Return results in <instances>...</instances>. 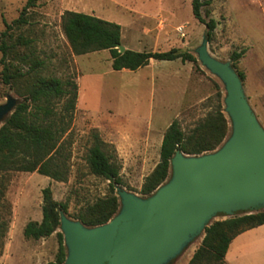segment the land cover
<instances>
[{"label":"rangeland","instance_id":"obj_1","mask_svg":"<svg viewBox=\"0 0 264 264\" xmlns=\"http://www.w3.org/2000/svg\"><path fill=\"white\" fill-rule=\"evenodd\" d=\"M26 2L0 0V42L6 29L4 22L11 23L22 13L27 18L26 24L18 28L12 26L3 37L14 45L8 55L10 62L24 75L6 85L1 80L0 64V106L9 100L14 103L0 117V126L24 99L36 76L71 78L77 84L78 96L70 130L65 134L70 142L67 179L57 181L37 172L22 171L4 175L2 201L7 207L2 208L1 213L8 224L0 247V264H46L55 259L58 248L55 232L37 240L23 235L27 222L41 220L43 188L51 189L54 200L66 201L68 212L60 214L77 222L80 221L72 215L81 206L108 192V180L92 174L86 161L93 131L98 132L104 141V150L120 168L123 184L115 186L119 199L115 215L122 209L121 191L147 200L173 180L170 162L166 179L149 195L139 193L145 176L159 160L162 136L172 120L179 121L185 134L218 109L226 120L225 137L215 149L199 154L182 153L186 158L216 153L234 134V122L226 102V84L200 58L206 27L194 18L191 0H35L33 6L23 11ZM65 10L120 24L121 43L128 49L167 51L178 48L191 53L196 61L152 59L148 65L134 71L113 70L108 50L73 54L61 28ZM201 14L217 23L211 40L205 44L208 56L228 63L236 73H243V80L238 77L244 96L264 131V0H211L201 7ZM24 40L28 41L27 46L22 43ZM240 50L244 53L234 68L231 54ZM24 54L28 56L25 61L20 58ZM33 66L35 70H30ZM260 210H264V205L216 212L205 226ZM205 226L159 264H187L201 244ZM57 231L63 235L67 257L69 247L61 224ZM199 264L220 263L205 257ZM223 264H264V224L236 236Z\"/></svg>","mask_w":264,"mask_h":264},{"label":"trees","instance_id":"obj_2","mask_svg":"<svg viewBox=\"0 0 264 264\" xmlns=\"http://www.w3.org/2000/svg\"><path fill=\"white\" fill-rule=\"evenodd\" d=\"M35 0H27L23 11L34 5ZM211 0H191L192 13L206 27V39L211 40L216 21L205 19L201 7ZM2 32L0 51L2 57L1 80L4 84L24 74L15 68L8 55L14 45L7 42L8 29L27 23L23 13L11 23H6ZM61 28L75 55L108 50L113 70H137L149 64L150 60L195 62V57L178 48L167 51H146L125 48L120 52L117 48L121 43V26L84 12L65 10L61 16ZM28 45V41L22 42ZM244 50L231 54L233 67L243 55ZM21 60L28 59L26 54ZM40 63V62H39ZM37 64V63H36ZM35 65V64H34ZM35 70V66L30 67ZM241 80L242 72L237 71ZM78 96L77 84L71 79L61 80L58 77L36 76L31 82L24 99L18 102L0 126V247L7 231L8 221L3 217L1 209L7 207L2 201L4 197L3 179L10 171L37 172L57 181H65L69 173V145L65 134L70 130L73 113ZM63 101V102H62ZM59 107V103H61ZM226 120L220 109L185 134L177 119L165 129L159 151V160L152 171L145 176L139 193L149 195L167 177L170 160L177 151L185 154H199L215 149L225 137ZM92 144L88 148L86 161L92 174L108 180V192L92 202H87L72 215L87 227L108 222L118 211L119 199L115 194V186L122 185L119 165L104 150V141L97 131L91 134ZM42 217L40 221H29L23 228L26 238L40 239L56 233L58 248L55 259L46 264H64L66 253L63 235L57 231L60 225V213L68 212V203L52 198L51 189H42ZM264 224V210L242 213L223 220H216L204 228L200 246L195 250L187 264H199L205 257L215 262L224 263L226 253L232 240L249 229Z\"/></svg>","mask_w":264,"mask_h":264},{"label":"water","instance_id":"obj_3","mask_svg":"<svg viewBox=\"0 0 264 264\" xmlns=\"http://www.w3.org/2000/svg\"><path fill=\"white\" fill-rule=\"evenodd\" d=\"M200 58L225 82L234 134L216 153L186 158L177 151L170 162L173 180L147 200L121 191V211L95 227L60 214L69 247L65 264H159L171 257L216 212L264 205V131L228 63ZM120 52L125 47L117 46ZM0 106V117L13 106Z\"/></svg>","mask_w":264,"mask_h":264},{"label":"crops","instance_id":"obj_4","mask_svg":"<svg viewBox=\"0 0 264 264\" xmlns=\"http://www.w3.org/2000/svg\"><path fill=\"white\" fill-rule=\"evenodd\" d=\"M121 40H122V38H121ZM123 45V44H122ZM125 48H127V46H124ZM261 226V225H260ZM227 253H228V251H227ZM227 253H226V255H227Z\"/></svg>","mask_w":264,"mask_h":264},{"label":"built area","instance_id":"obj_5","mask_svg":"<svg viewBox=\"0 0 264 264\" xmlns=\"http://www.w3.org/2000/svg\"><path fill=\"white\" fill-rule=\"evenodd\" d=\"M179 30H181V28H179Z\"/></svg>","mask_w":264,"mask_h":264}]
</instances>
